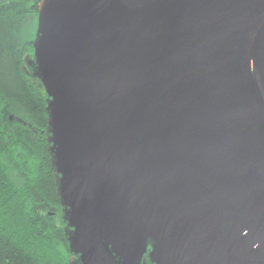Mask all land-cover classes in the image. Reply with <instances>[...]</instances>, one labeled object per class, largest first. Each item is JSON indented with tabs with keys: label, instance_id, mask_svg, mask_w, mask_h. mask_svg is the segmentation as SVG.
I'll use <instances>...</instances> for the list:
<instances>
[{
	"label": "water",
	"instance_id": "95a60500",
	"mask_svg": "<svg viewBox=\"0 0 264 264\" xmlns=\"http://www.w3.org/2000/svg\"><path fill=\"white\" fill-rule=\"evenodd\" d=\"M27 65L69 264H264V0H42Z\"/></svg>",
	"mask_w": 264,
	"mask_h": 264
},
{
	"label": "trees",
	"instance_id": "16d2710c",
	"mask_svg": "<svg viewBox=\"0 0 264 264\" xmlns=\"http://www.w3.org/2000/svg\"><path fill=\"white\" fill-rule=\"evenodd\" d=\"M41 2L0 1V264L73 260L47 142V97L27 65Z\"/></svg>",
	"mask_w": 264,
	"mask_h": 264
}]
</instances>
